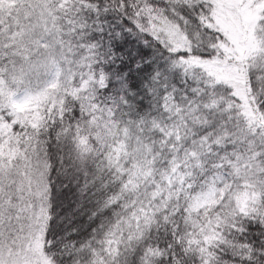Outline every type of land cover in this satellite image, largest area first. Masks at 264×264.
I'll use <instances>...</instances> for the list:
<instances>
[{
    "label": "snow or ice",
    "instance_id": "obj_1",
    "mask_svg": "<svg viewBox=\"0 0 264 264\" xmlns=\"http://www.w3.org/2000/svg\"><path fill=\"white\" fill-rule=\"evenodd\" d=\"M0 264H264V0H0Z\"/></svg>",
    "mask_w": 264,
    "mask_h": 264
}]
</instances>
